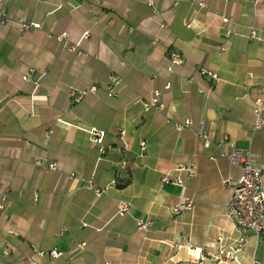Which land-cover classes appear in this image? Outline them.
<instances>
[{
    "label": "crops",
    "instance_id": "1",
    "mask_svg": "<svg viewBox=\"0 0 264 264\" xmlns=\"http://www.w3.org/2000/svg\"><path fill=\"white\" fill-rule=\"evenodd\" d=\"M0 11L9 17L0 22V264H264V233H248L237 261L208 255L239 239L225 203L242 169L219 144L264 159V125L253 128L264 0H0ZM17 18L40 27L23 36ZM85 31L83 55L55 38L68 32L75 42ZM171 51L183 63L169 70ZM202 65L218 80L201 76ZM31 70L38 87L23 79ZM112 75L122 78L115 96ZM155 90L164 109L145 110ZM186 119L191 126L178 129ZM93 127L105 131L103 155ZM178 164L195 170L180 174L194 207L174 220L181 188L162 178ZM120 202L131 204L122 215Z\"/></svg>",
    "mask_w": 264,
    "mask_h": 264
},
{
    "label": "built area",
    "instance_id": "2",
    "mask_svg": "<svg viewBox=\"0 0 264 264\" xmlns=\"http://www.w3.org/2000/svg\"><path fill=\"white\" fill-rule=\"evenodd\" d=\"M259 0H254V2H258ZM151 5L152 2L149 1ZM199 5L204 6L203 3H199ZM9 17L0 11V22H7ZM224 21H229L227 18H224ZM17 22L19 23L18 31L21 35L25 36L27 32L31 28H39L40 24L28 22L23 18H17ZM188 23H185V26H188ZM256 31L254 29L251 30V37H255ZM264 35V33H263ZM49 36H53V34H49ZM89 36V31L83 32L81 38L78 41H71L69 39L68 32H62L60 34L55 35V38L62 41L66 50L70 52H74L77 55H83L82 51V41ZM169 70H172L176 65H180L183 63V58L181 54L177 51H171L169 55ZM34 70H31L29 73L23 76V79L28 82H32L36 87L39 86V77L32 76L34 74ZM199 73L201 76H207L212 78L213 80H218V76L215 72L209 70L206 66H200ZM251 75V74H250ZM186 81H191V78H185ZM110 84L108 85V95L115 96L118 93V87L122 83V78L116 75H112L110 77ZM170 85L167 84L165 89H169ZM71 95H75V91L71 88ZM160 94L161 92L155 90L150 98L143 102V107L145 110L154 109L157 111H162L164 109V105L160 102ZM82 95H77L75 97L76 101L81 99ZM264 111V89L260 90V93L253 99V113L255 115L254 129H260L264 125V119L262 117ZM192 121L190 119H186L184 122L176 123V127L178 129H184L190 127ZM89 137L91 142L97 147L98 152L103 155L106 153V147L104 145V137L105 131L97 128H90L88 130ZM123 133V132H122ZM197 136L203 140L205 146L210 145V140L207 133L204 130L203 122H200L199 127L196 131ZM226 145V149L222 150V154L225 155L231 164L235 166H239L242 169L241 175L234 180L232 184V192L227 199L226 206V214L235 223L236 229L239 233V239L237 242L227 248L220 250L217 254H212L208 252V255L211 257H215L217 259H231L234 261L238 260V256L243 252L245 246L248 242V233L253 232L256 236L264 233V189H263V179H264V159L261 161H257L250 151L249 148H238L236 147L233 141L227 140L226 138L219 144L220 146ZM141 149H145V142H141ZM37 165L44 167V169L55 170L57 168V164L54 161L43 162L39 159L36 160ZM184 173L186 177L195 176V170L192 164L184 165L178 164L176 168L166 174L162 181L166 184H174L181 188V197L177 204L171 207V212L173 215V219L176 220L183 212L190 211L194 207V200L191 197L185 195L186 190V181L180 175ZM116 181L113 180V184ZM225 185H229V180H224ZM131 208V204L128 202H120L118 204V213L124 214L129 211ZM150 221H144L142 219L137 221V227L141 230H147L150 226ZM80 247H83L84 244H79ZM183 245L180 242H176L173 244L174 249H179ZM188 250L191 251L192 256L195 259L203 258V250L202 248H191L188 247ZM8 252V249H6ZM39 254H43V252H39ZM52 256H57L58 253L56 250L51 251ZM26 264H38L33 261H29ZM252 264H260V261L253 260Z\"/></svg>",
    "mask_w": 264,
    "mask_h": 264
}]
</instances>
